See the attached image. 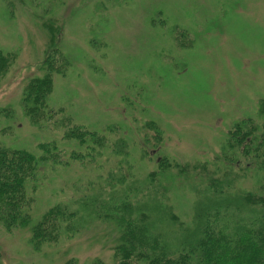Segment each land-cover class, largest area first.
<instances>
[{
  "label": "rangeland",
  "instance_id": "374dc122",
  "mask_svg": "<svg viewBox=\"0 0 264 264\" xmlns=\"http://www.w3.org/2000/svg\"><path fill=\"white\" fill-rule=\"evenodd\" d=\"M5 1L0 50L11 58L0 77V143L55 150L29 180L24 209L33 224L58 206L73 219L37 248L29 229L0 221V264L112 262L117 211L133 191L152 206L166 187L189 227L215 185L234 196L260 191L264 176L239 175L246 160L232 146L239 126L252 121L263 132L264 0ZM50 21L56 37L44 28ZM48 78L45 103L34 105L44 119L32 122L24 95ZM94 138L103 145L93 148ZM152 173L170 180L151 184Z\"/></svg>",
  "mask_w": 264,
  "mask_h": 264
},
{
  "label": "trees",
  "instance_id": "16d2710c",
  "mask_svg": "<svg viewBox=\"0 0 264 264\" xmlns=\"http://www.w3.org/2000/svg\"><path fill=\"white\" fill-rule=\"evenodd\" d=\"M5 2L10 8L14 7V2ZM50 22L44 24V28L56 37L60 28ZM10 58L9 54L0 50V77L9 69ZM53 65H47L52 72L55 69ZM35 87L40 90L33 96ZM51 87L48 78L45 81H32L27 88L23 108L32 122L44 119V113L41 114L34 105L37 102L45 103V96ZM238 129L233 135L235 146L232 149L237 146L240 158L246 160L240 170L243 174L239 175L248 176V171H252L253 176H264V125L263 132L252 121ZM71 134L74 140L82 139V134L77 136L73 131ZM87 141H82L80 146L88 149ZM90 141L93 148L103 145V140L99 142L94 138ZM50 148L42 145L38 148L41 154L36 155L24 150L6 149L0 143V221L7 225V229L22 226L29 229L35 248L54 242L58 223L67 218L73 219L66 206H58L33 224L30 211L24 209L31 200L26 196L27 184L35 178L40 165H46L48 159L45 157L52 156L54 149L49 152ZM168 166L166 169L170 168ZM158 177L156 173L150 174L151 184L160 179L170 180L168 177ZM150 185L145 184L144 191L148 192ZM214 187L216 189L211 190V194L198 202L191 227L176 214L173 205L167 204L170 198L166 197V187L163 197L158 201L153 200L156 205L152 206L142 203L147 200L146 196L133 191L135 196L122 203L120 212L117 211V226L122 236L114 245V260L108 264H264V177L259 192L248 186L238 196H234L227 193L229 186L220 190L217 185ZM140 190L143 191V188ZM154 215V218L163 217L170 226L154 222ZM73 216H76L75 213ZM96 264L106 263L98 260Z\"/></svg>",
  "mask_w": 264,
  "mask_h": 264
}]
</instances>
